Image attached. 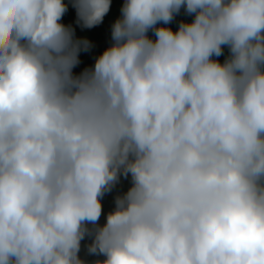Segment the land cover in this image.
I'll return each mask as SVG.
<instances>
[{
    "label": "clouds",
    "instance_id": "1",
    "mask_svg": "<svg viewBox=\"0 0 264 264\" xmlns=\"http://www.w3.org/2000/svg\"><path fill=\"white\" fill-rule=\"evenodd\" d=\"M0 264H264V0H0Z\"/></svg>",
    "mask_w": 264,
    "mask_h": 264
}]
</instances>
